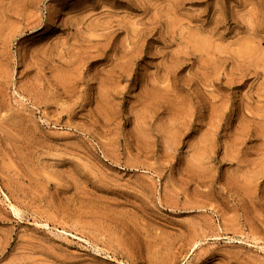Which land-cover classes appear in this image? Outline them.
I'll use <instances>...</instances> for the list:
<instances>
[{
    "label": "rangeland",
    "instance_id": "1",
    "mask_svg": "<svg viewBox=\"0 0 264 264\" xmlns=\"http://www.w3.org/2000/svg\"><path fill=\"white\" fill-rule=\"evenodd\" d=\"M0 264H264V0H0Z\"/></svg>",
    "mask_w": 264,
    "mask_h": 264
},
{
    "label": "bare ground",
    "instance_id": "2",
    "mask_svg": "<svg viewBox=\"0 0 264 264\" xmlns=\"http://www.w3.org/2000/svg\"><path fill=\"white\" fill-rule=\"evenodd\" d=\"M11 208H13V207L11 206ZM12 210L14 211V210H15V208H13ZM15 211H16V210H15Z\"/></svg>",
    "mask_w": 264,
    "mask_h": 264
}]
</instances>
